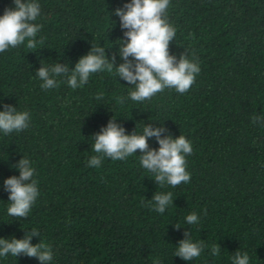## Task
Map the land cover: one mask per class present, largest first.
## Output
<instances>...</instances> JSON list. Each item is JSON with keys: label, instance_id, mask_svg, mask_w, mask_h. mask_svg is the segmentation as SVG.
<instances>
[{"label": "trees", "instance_id": "obj_1", "mask_svg": "<svg viewBox=\"0 0 264 264\" xmlns=\"http://www.w3.org/2000/svg\"><path fill=\"white\" fill-rule=\"evenodd\" d=\"M33 2L40 6L32 22L41 26L36 49L25 41L0 53V111L9 104L30 114L28 128L0 132V238L22 239L36 229L31 243L50 247L48 264H233L236 252L264 264V0H169L165 15L176 29L170 54L184 53L200 72L187 92L166 88L139 103L115 68L76 89L61 76L58 87L44 90L36 76L56 63L73 69L93 45L122 63L126 37L115 9L130 0ZM14 7L0 0V15ZM253 117L262 119L254 124ZM112 118L126 134L151 125L166 129L162 136L186 137L190 181L159 186L139 150L89 167L94 134ZM148 144L159 148L154 137ZM22 157L39 194L28 216L18 218L7 213L4 180L19 176L14 165ZM156 192L172 193L165 213L149 205ZM191 213L199 222L188 225ZM186 230L205 245L188 261L174 255ZM213 245L219 255L211 254ZM0 264L41 262L9 253Z\"/></svg>", "mask_w": 264, "mask_h": 264}, {"label": "clouds", "instance_id": "obj_2", "mask_svg": "<svg viewBox=\"0 0 264 264\" xmlns=\"http://www.w3.org/2000/svg\"><path fill=\"white\" fill-rule=\"evenodd\" d=\"M14 8H6L0 15V53L9 48H16L25 41L28 49H36L35 37L40 31V25L32 23L40 15V6L33 0H13ZM169 0H130L123 7L115 9L119 17L120 27L124 30L125 40H121L119 55L122 63L115 64L116 55L109 60L105 48L92 46L90 51L79 58L73 69L68 65L56 63L52 67L41 66L36 76L42 81L44 90L59 86L57 77H66L68 86L72 89L85 85L91 74L99 71L112 73L114 68L118 77L134 86L129 92V98L134 102L150 100L166 88L175 89L178 93L187 92L195 82L200 72L197 63L186 58L181 53L177 58L170 54L169 44L175 38L176 29L167 21L166 12ZM42 43V41H41ZM102 95V94H101ZM101 98L98 96V99ZM118 100L123 103L124 98ZM262 117H253L255 124ZM30 114L27 111H17L13 105L5 104L0 111V132L5 135L20 132L29 127ZM163 127L144 125L142 134L136 131L126 134L125 128L110 119L106 126L94 134L93 155L88 161L89 167H99L104 157L112 160H122L136 153L140 155L143 168L153 174L159 186L165 184L175 188L191 179L186 170L185 157L192 154L191 142L179 135L173 138L171 134L162 136ZM154 137L159 144L158 149L150 148L148 139ZM14 167L19 169V176H10L4 180V190L9 193L7 208L9 216L24 218L31 211L38 196L37 181L33 179L34 169L30 161L22 157ZM173 204L172 193L156 192L149 205L158 213ZM199 222L195 213L186 216V223L193 225ZM179 229L181 226L176 224ZM33 229L22 239L0 238V257L9 253L17 257L21 254L38 258L41 264H48L53 259L50 247L42 242L32 244L33 236H39ZM185 238L179 241L175 256L188 261L199 257L205 247L202 242H193L189 231ZM220 248L213 245L212 255H219ZM233 264H249L247 253L236 252Z\"/></svg>", "mask_w": 264, "mask_h": 264}]
</instances>
